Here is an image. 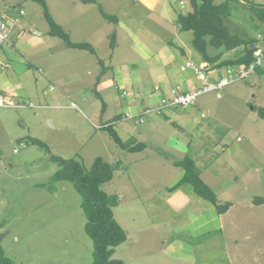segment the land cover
<instances>
[{"label": "rangeland", "instance_id": "rangeland-1", "mask_svg": "<svg viewBox=\"0 0 264 264\" xmlns=\"http://www.w3.org/2000/svg\"><path fill=\"white\" fill-rule=\"evenodd\" d=\"M185 1V4L177 9L173 0L175 14H186L191 9L188 0ZM255 2L264 4V0H230V13L225 16V23L230 32L257 37V33L264 31V24L257 23L252 11L253 8L262 7ZM93 3L98 4L97 1ZM21 9L24 11L22 15L19 14ZM36 12L42 15L41 5L34 0H0V15L11 14L21 24L25 25L27 22L25 28L29 25L30 15L34 17ZM147 25L153 28L149 22ZM153 31L162 32V29L157 26ZM26 34L28 33L25 32ZM13 39L12 34L0 47V56L6 57L8 52H11L14 47ZM54 42L61 44L62 41L54 38ZM263 43H259V46L264 47ZM101 50L105 56L110 52L106 43ZM238 51L235 49L226 52L224 57H235L239 54ZM83 53L91 60L85 57L84 73H93L94 80L98 75L99 86L88 83L87 80L93 77H87L85 74L82 87L76 89L79 91L83 88L79 96L83 97L84 101L76 102L80 112L73 114L72 118L60 116H70L69 112L62 110L43 111L45 109L26 108L27 106L18 108L16 104L10 107L0 106V246L3 253L16 264H88L92 261L93 241L84 230L86 218L80 206L81 196L72 183L54 180V173L59 165L52 157L69 158L76 148L80 152L72 157L78 158L86 168L90 167L97 156L114 166L113 178L102 185L105 192L120 195L129 187L133 188V195L138 196V199L129 201L132 204V213L131 208L125 206L128 199L123 197L119 198L120 205L113 209L119 223L130 231L142 232L141 227L152 223H159V227L166 228L167 226L159 221L171 219L168 216L174 213L164 202V212L146 214L150 201L157 205L162 203L163 195L160 193L159 183L168 184L170 174L166 167L159 168L162 174L158 177L159 180L150 181L152 185L148 184L149 187L143 191L142 186L139 187L142 182L138 174L132 180L127 175V172L131 174L133 166L135 170L141 169L139 158L134 162L135 153L122 149L103 127L111 125L123 141L126 140L122 130H145V127L154 124L155 119L160 120L165 128L172 131L175 127L164 123L158 113L144 115L143 124L141 121L135 123L134 120L122 124V121H116L114 118L124 113L123 106L130 93L137 94L133 88L135 86L121 84L116 79L113 81V69L108 67L107 63L103 62L104 66L96 70L95 57L87 52ZM128 62L135 63L136 59H129ZM260 69L261 73L256 71L245 79L224 86L220 90V98H216L214 92H209L184 109L191 114L190 119L195 122H191L192 126L200 127L198 135L194 137L195 143L201 140V146L183 150V153L195 160L199 170L207 167V185H213V190L219 194L218 198L235 202V221L232 225L236 222V230H229L231 219H224L226 229L220 235L227 234L231 237L234 234L240 241L234 244V240H229L230 245H234L233 248L224 243H217L212 248V254L220 256L219 260L225 261V258H228L233 264H264V203H254L256 197L264 199V119L259 117L257 111L259 107H264V67ZM104 71L110 73V76H102ZM69 73V69H64L65 76L68 77ZM127 73L133 77L136 73L135 66L129 65L125 71V74ZM51 74L52 77L42 79L38 87L40 95L48 100V105H52V97L55 94L64 91L70 94L73 91L72 86L57 82L60 76L58 71L51 70ZM123 92L127 95L122 96ZM156 94L158 96L152 98L151 102L155 105L161 101L158 98L160 93ZM147 95L144 94V100ZM49 112L54 113L48 114ZM201 113L205 116L201 117ZM50 116L53 119H50ZM65 119L67 120L64 121ZM175 121L182 126L187 125L179 119ZM188 127L190 125H187ZM51 130L58 132L51 133ZM37 136L42 137L38 139L46 142L48 146L35 144L30 140ZM170 136L171 133L168 134V137ZM236 138L239 141L241 138L240 149L237 154L229 156L236 148ZM14 148L18 151L13 152ZM158 149L163 151L161 147ZM176 154L174 157L180 156L179 153ZM143 195H147V199ZM139 201H144V206ZM150 235L157 237L156 234ZM142 248L141 245L136 249L132 248L130 258H147V255H142ZM224 250L229 257L220 255ZM118 252L123 258L130 254L129 251L123 253L122 246Z\"/></svg>", "mask_w": 264, "mask_h": 264}, {"label": "crops", "instance_id": "crops-1", "mask_svg": "<svg viewBox=\"0 0 264 264\" xmlns=\"http://www.w3.org/2000/svg\"><path fill=\"white\" fill-rule=\"evenodd\" d=\"M45 1L52 19L69 34L70 40L75 43L87 42L91 44L95 53L71 48L63 40L50 35L49 25L43 14L40 15L36 12L34 17L30 15L28 19L29 28L26 26L27 31L24 27L27 22L24 25L15 16L2 14L12 28L11 35H14L12 46L14 47L6 57L0 56L3 62V65L0 66V98L6 103L1 107H10L16 104L18 108L27 106L26 108L45 109L43 111L49 109L62 110V112H69L70 116L62 114L60 116L72 118L73 114L80 112L76 102L84 101V98L79 96L83 88H80L79 91L76 90L78 87H82V81H84L86 74L84 73V64L87 56L83 52L95 57L96 70H99L100 66H104L103 62L107 63V66L113 69L114 77H111L113 81L116 79L121 84L135 86L133 88L137 91V94L130 93L127 97L126 104L123 106L124 113L120 117H115L116 121H122L120 124L132 120L138 123L140 122L139 116L158 113L164 123L174 124L173 127H175V130L172 131L165 128L160 120L155 119L154 124L151 127H145V130H132L131 132H128V129L122 130L126 141L132 140L134 144H144V148L141 150L127 151L128 153H135L134 162L138 161L139 158V163H142L140 170H135V166H133L131 174L127 172L130 180L136 178V174H138V178L142 182L139 183V187L142 186L144 191L149 187L148 184L152 185L150 181L159 180L158 177L162 175L159 168L166 167L170 174L167 185L159 183L161 186L160 193L163 195L161 197L162 203L157 205L148 200L150 203L146 214L155 215L164 212L162 209L164 202L167 208L174 213L170 215L171 217L168 216L171 219L159 221L166 225V228L159 227V223H152L147 227H141L142 232H138V230L133 232L119 223L113 211L115 219L127 234L126 240L115 248L113 257L123 260L125 264H233V261L228 258H225V261L219 260L220 256L212 254V248L217 243H224L233 248L234 245H230L229 240H234V244H238L240 241V238L238 240L234 234L231 237L227 234L220 235L226 229L224 219H231L228 229L236 230V222L232 225L235 221L234 200L218 198L219 194L215 193L213 185H210L209 187L214 191L218 203L230 202L226 212L218 213L215 205L195 193L189 184L182 183L177 188L172 189L183 175L182 169L175 166L173 162L185 155L183 150L201 146V140L196 142L198 145L195 143L196 137H194L198 135L197 132H199L200 127L192 126L191 122H195L190 119L192 118L191 114L184 111L185 108H163L161 112L163 114H161L154 109L160 105V102L157 105L151 102H153L152 98L156 97V92L160 93L158 98L162 99L173 92L193 90L202 86L203 82L198 75L187 67L186 63L189 61L196 65L205 66L206 72L212 80L226 77V70L229 68L239 69L241 66L216 68L204 61L192 46V31L180 29L177 23L179 14L178 12L175 14L176 9L173 6V0H96L107 14L117 17V22L105 19L100 13L97 3H84L82 0ZM174 1L177 9L186 2L185 0ZM259 5L264 8V4ZM19 14H24V11L21 9ZM147 22L154 29L159 26L162 32L153 31L154 29L149 27ZM25 32L28 33L27 36ZM112 34L115 35V46L111 48L109 42ZM54 38L61 40V44L54 42ZM263 42L264 31L257 33L255 48L261 47L259 43ZM105 43L110 51L107 56L101 50ZM71 50H78L79 52H71ZM133 58L136 59L135 63L128 62L129 59L132 60ZM87 59L90 60V58ZM129 65L135 66L136 73L133 77L130 73L125 74ZM64 69L70 70L68 77L63 74ZM51 70L59 72L60 76L57 82L72 86L73 91L70 94L65 93V91L55 94L52 97V105H48V100L40 95L38 87L42 79L52 77ZM104 74H107V77L110 76V73H105V71L101 73L102 76ZM86 75L93 77V73L90 72ZM95 78V80L93 77L87 81L99 86L98 75ZM89 80L91 81L89 82ZM237 80L241 79H235L229 84ZM220 90L214 92L216 98L222 96ZM144 94H148L146 100L143 99ZM123 95H127V93L123 92ZM147 111L149 112L146 113ZM53 113L49 112L48 114ZM127 115L130 117L127 118ZM204 116L205 114L201 113V117ZM50 119L53 117L50 116ZM176 119H179L181 123L190 125V127L182 126L175 121ZM124 128L125 125L122 129ZM53 132H58V130H51V133ZM170 133L172 136L168 137ZM206 133L204 132V134ZM65 134L72 133L65 132ZM34 138H30V140L32 141ZM38 138L42 137L37 136L35 138L42 142ZM21 140L19 139V141ZM240 141L236 138V148L229 156L237 154L240 149ZM44 145L48 146L46 142ZM158 147H161L163 151H160ZM15 149L17 148H14L13 152ZM150 151L153 153H149ZM77 152L80 151L76 148L71 157L76 156ZM176 153H179L180 156L174 157L177 155ZM153 155H155L154 158L150 159ZM162 161L167 164H163ZM207 171V167L200 169V177L206 184H208L205 176ZM146 174L150 176H146ZM147 179L150 180L147 182ZM145 184L146 186H144ZM108 194H114L118 199L121 197L128 199L125 201V206L131 208L130 213H132V204L129 201L138 199V196L133 195L132 187L120 195L112 192ZM143 197L147 199V195H143ZM139 202L144 206V201ZM119 205L118 200V204L114 208ZM150 234H156L157 237ZM138 245L143 246L142 255H147V258H130L132 248L136 249ZM121 246L123 253L130 252L126 258L121 257L118 252ZM234 250L236 249L234 248ZM220 255L229 257L225 250Z\"/></svg>", "mask_w": 264, "mask_h": 264}, {"label": "trees", "instance_id": "trees-1", "mask_svg": "<svg viewBox=\"0 0 264 264\" xmlns=\"http://www.w3.org/2000/svg\"><path fill=\"white\" fill-rule=\"evenodd\" d=\"M34 1L41 5L42 14L49 25L50 35L63 40L71 48L95 53L91 44L87 42L75 43L70 40L69 34L52 19L45 0ZM82 2L96 1L82 0ZM229 2L230 0L220 2L215 0H189L191 10L186 14H180L177 23L181 30L192 31L193 48L204 61L210 63L213 67H247L254 61L253 51L256 37L230 32L225 23V16L230 13ZM99 7L105 19L117 22L116 16L107 14L100 4ZM252 11H254L257 23L264 24V8H253ZM114 38L115 35L112 34L109 42L111 48L115 46ZM235 49L240 51L237 52L239 54L235 57H224L226 52ZM261 70L260 68L256 69L258 73H261ZM159 111H162V109ZM257 111L259 117L264 119V107H259ZM110 126L107 125L103 128L108 130L115 143L122 149L135 152L144 148L143 143L134 144L132 140L123 141ZM32 142L44 145L43 142L35 138L32 139ZM52 159L56 160L59 165L54 173V180L72 183L81 196L80 206L86 218L84 230L93 241V259L88 264H125L123 260L113 257L115 248L121 245L127 237L125 230L113 214V208L117 206L119 199L116 195L108 194L102 189V185L112 179L114 166L100 156L93 159L89 168L83 166L81 161L75 157L53 156ZM173 163L182 169L183 175L172 189L177 188L182 183L189 184L195 193L215 205L218 213L227 211L230 202L222 204L217 202L215 193L201 179L200 170L190 155L185 154ZM254 203L262 204L264 199L256 197ZM0 264H16L3 253L1 246Z\"/></svg>", "mask_w": 264, "mask_h": 264}, {"label": "built area", "instance_id": "built-area-1", "mask_svg": "<svg viewBox=\"0 0 264 264\" xmlns=\"http://www.w3.org/2000/svg\"><path fill=\"white\" fill-rule=\"evenodd\" d=\"M12 28L5 21L4 16L0 15V47L8 40L11 34ZM254 61L250 63L247 67H240L239 69L229 68L226 70V77L220 78L218 80H212L207 72L206 67L203 65H196L195 63L189 61L186 63L187 67L193 70L203 82L202 86L197 87L193 90H183L180 92H173L170 95L164 97L160 101V105L154 108L156 111H159L163 108L170 107H183L193 105L196 100L209 92H218L225 85L229 84L235 79H244L256 72L257 68L264 66V48L256 47L253 51ZM3 65V62L0 59V66ZM6 105L2 98H0V106ZM147 111L146 113H148ZM127 118L130 115L126 116ZM142 122V116L138 118ZM21 143V142H20ZM24 145V142L22 143ZM17 152V149L14 150Z\"/></svg>", "mask_w": 264, "mask_h": 264}, {"label": "clouds", "instance_id": "clouds-1", "mask_svg": "<svg viewBox=\"0 0 264 264\" xmlns=\"http://www.w3.org/2000/svg\"><path fill=\"white\" fill-rule=\"evenodd\" d=\"M264 67V66H263ZM207 69V68H206ZM247 78V77H246Z\"/></svg>", "mask_w": 264, "mask_h": 264}]
</instances>
